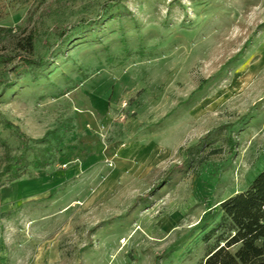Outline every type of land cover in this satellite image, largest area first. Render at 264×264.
I'll return each mask as SVG.
<instances>
[{"label": "rangeland", "instance_id": "rangeland-1", "mask_svg": "<svg viewBox=\"0 0 264 264\" xmlns=\"http://www.w3.org/2000/svg\"><path fill=\"white\" fill-rule=\"evenodd\" d=\"M81 144L101 158L72 172ZM15 162L0 264H199L264 169V0H0V173Z\"/></svg>", "mask_w": 264, "mask_h": 264}, {"label": "trees", "instance_id": "trees-1", "mask_svg": "<svg viewBox=\"0 0 264 264\" xmlns=\"http://www.w3.org/2000/svg\"><path fill=\"white\" fill-rule=\"evenodd\" d=\"M25 48L28 54H33L34 38L30 37L27 40ZM24 63L27 66L33 65L41 67L46 64V61L41 59L36 60L31 56H25ZM205 81L201 85H203ZM54 132L56 131L52 130L40 140L36 141L42 143L46 142L48 141L47 137L49 133ZM207 137L208 134L202 137L198 143L203 142ZM190 150L191 149H189V151ZM17 163L18 162L5 165L0 175L10 171L12 167L14 169ZM33 165L36 168H40L44 167L46 163L42 162L39 158H35ZM175 170V167L171 168L161 182L155 185L145 195L138 196L134 206L141 200H148L166 183ZM219 205L220 211L222 212V221L228 224L230 234L228 237L210 247L199 264H264V169L254 177L246 190L221 201ZM134 206H132V208ZM124 216L125 215H120L118 218ZM222 223L223 222H219L218 225L222 226Z\"/></svg>", "mask_w": 264, "mask_h": 264}, {"label": "crops", "instance_id": "crops-1", "mask_svg": "<svg viewBox=\"0 0 264 264\" xmlns=\"http://www.w3.org/2000/svg\"><path fill=\"white\" fill-rule=\"evenodd\" d=\"M93 104H94L95 108L100 110L101 113H105L106 109L109 107V100L102 99V100H99L98 102H94ZM96 119H97L96 114L93 111H91V115L88 114L87 117H83V118L81 117L78 120H79V125L81 126V128L84 131H86V134H87V132L90 128H92V129L96 128V126H95V125H97ZM81 146H82V148L80 151L78 149H76L73 151L76 153H73V154L68 153L69 158L66 162H64V164H67V166H65L66 168H72L71 169L72 172H77L78 170H81V168H89V166L91 165L93 160L101 158V155L91 156V157L87 158L88 156H85V153L87 150L85 147H83L86 145L81 144ZM80 147H79V149H80ZM116 157L118 160L120 159L121 161H125L124 152H123V155H120V153H119L116 155ZM121 164H123V162H121Z\"/></svg>", "mask_w": 264, "mask_h": 264}, {"label": "built area", "instance_id": "built-area-1", "mask_svg": "<svg viewBox=\"0 0 264 264\" xmlns=\"http://www.w3.org/2000/svg\"><path fill=\"white\" fill-rule=\"evenodd\" d=\"M127 105H128V102H124V105L123 106L126 107ZM108 163H109L110 166H113V161L112 162H109L108 161ZM66 165L67 164H64V166H66Z\"/></svg>", "mask_w": 264, "mask_h": 264}]
</instances>
